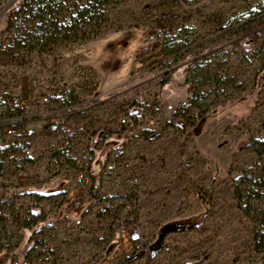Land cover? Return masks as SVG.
I'll use <instances>...</instances> for the list:
<instances>
[{
	"label": "rangeland",
	"instance_id": "1",
	"mask_svg": "<svg viewBox=\"0 0 264 264\" xmlns=\"http://www.w3.org/2000/svg\"><path fill=\"white\" fill-rule=\"evenodd\" d=\"M11 2L0 0V91L29 98L33 116L18 137L0 139L1 148L32 150L22 170L33 183L11 189L26 200L47 184L56 157L58 170L85 171L90 194L110 198L113 207L103 218L90 203L60 216V198L73 200L78 190L66 189L74 182L57 173L54 198L0 208V264H35L39 256L50 264H264V252L252 251L264 198L251 199L248 212L234 199L264 194L249 182L235 184L243 173L264 180V154L257 155L258 146L245 149L250 140L264 141V26L247 31L264 17V0H115L98 35L52 51L17 47L20 32L31 33L33 24ZM155 28L164 35L148 43ZM33 77L38 93L28 91ZM93 81L92 96L79 99L69 89ZM43 92L51 104L37 106ZM177 113H186V128L169 125ZM123 116L132 121L128 129L120 127ZM67 117L84 131L73 138L55 131ZM146 132L160 137L152 141ZM132 177L138 185L127 183ZM129 217L135 222L124 229ZM135 230L140 244L129 242Z\"/></svg>",
	"mask_w": 264,
	"mask_h": 264
},
{
	"label": "trees",
	"instance_id": "2",
	"mask_svg": "<svg viewBox=\"0 0 264 264\" xmlns=\"http://www.w3.org/2000/svg\"><path fill=\"white\" fill-rule=\"evenodd\" d=\"M70 1L72 0H18L15 2L14 7L17 6L20 12L25 15L28 14V17H25L24 21L33 24L31 33L28 30L20 32L17 47L23 42L22 47L28 46L32 50L52 51L53 48L58 46L89 41L98 35L101 27L108 21L107 7L115 2V0H81L73 2L69 6L68 3ZM24 21H21L17 28H22ZM262 26H264V17L251 24L247 31L248 33H252ZM172 53H174L175 58L180 56L178 50H174ZM187 83L192 91V83ZM166 85L167 83L163 82L160 88L164 89ZM260 88L264 89V86ZM130 115L132 118L137 116L136 112H132ZM186 117V113H177L173 116L169 125L178 129L186 128L188 126ZM58 122L59 124L54 127V130L68 135L70 138H73L74 133L84 131L82 128L75 127L76 122L73 117H67ZM191 123L195 124L192 120ZM151 135H154L152 141H156L160 137V132H146L145 134L147 138ZM256 146H258V150H256L257 155L262 156L264 154V141L250 140L245 149ZM6 152L7 149H0V166L2 165L1 161L6 155ZM243 182H249L252 186L264 188V180L255 179L246 173L241 174L235 179L236 188ZM57 193L59 192H32L31 195L43 200H50L57 196ZM263 198L264 194L251 191L248 192L247 197H243L242 194H236L234 199L242 211L248 212L251 210L249 203L251 199ZM256 212L257 228L254 232L252 251L254 253H262L264 252V211ZM134 222V218H126L122 223V227L126 229L133 225Z\"/></svg>",
	"mask_w": 264,
	"mask_h": 264
},
{
	"label": "built area",
	"instance_id": "3",
	"mask_svg": "<svg viewBox=\"0 0 264 264\" xmlns=\"http://www.w3.org/2000/svg\"><path fill=\"white\" fill-rule=\"evenodd\" d=\"M164 35V30L162 28H155L147 35V42L148 43H157L159 38ZM0 73H2L0 71ZM39 81L37 78H32L29 81L28 91L33 92L36 91L37 93L41 90ZM188 88V98L193 97V92L190 90V86L187 83ZM20 97L18 94H14L10 91L1 90L0 91V139H10L16 138L19 135V131L25 124L32 122L31 118L33 117L30 113V108H32L31 100L26 97ZM39 100L36 103L37 106H46L51 104V96L46 92L41 93L38 96ZM171 106L168 105L167 109L171 110ZM41 114H37L36 116H40ZM135 119V118H133ZM191 120L193 122H197L199 120L198 113L192 114ZM38 121V120H37ZM155 122L152 116L147 117L146 124L148 126H152ZM120 127L122 129H128L132 124V121L129 117L123 116L119 120ZM32 134V131H30ZM70 141H64V147L70 146ZM0 149H7L6 155L2 158L1 166H0V208L5 210L17 209L24 205V202L27 201L29 204L36 201L37 197H34L29 194L26 196V200L24 198L19 197L17 194L13 192L11 188L14 186H18L20 181L24 183L28 182L30 179V173L26 170H22L25 164L23 162L25 159H29L32 156V150L27 145L24 144L21 147H17L15 149H8V148H1ZM50 167L49 171V179L48 184H52V181L55 180V176L57 173L60 176L64 177V180H67L68 183L74 182L75 188L78 190V193L74 195L73 202H72V211L74 214L77 213V208L84 206L85 204H93L97 209V213L101 216H106L109 214L113 207V203L110 198L104 196H97L92 195L89 192L91 181L87 175V173L83 170L79 171H71V170H58V165L60 164V160L56 157H53L49 161ZM122 169L128 170L129 165L127 162H124L122 165ZM18 168L19 171L17 173L11 174V169ZM52 177V179H50ZM30 182V181H29ZM66 182V181H65ZM138 178H129L128 184L130 186L138 185ZM55 184V182L53 183ZM71 185V184H70ZM74 189V188H73ZM42 193V192H39ZM6 217V215H5ZM129 242L132 244H140L143 241V236L140 231L135 230L129 233ZM50 257L49 256H39L34 260L35 264H50ZM13 264H31L29 259H19L15 260Z\"/></svg>",
	"mask_w": 264,
	"mask_h": 264
},
{
	"label": "crops",
	"instance_id": "4",
	"mask_svg": "<svg viewBox=\"0 0 264 264\" xmlns=\"http://www.w3.org/2000/svg\"><path fill=\"white\" fill-rule=\"evenodd\" d=\"M108 83H105L104 85H106ZM95 85H96V82L93 81L92 82V85L90 87H85L83 86V84H75V85H70L69 84V89H75L76 92L78 93L77 96L79 99H83V97L85 96H92L95 92ZM20 96V95H19ZM20 97H23L22 95ZM32 182V181H31ZM31 182H26L25 184H29L31 185L32 183ZM58 186L56 184H45L42 186V188H39V189H35L37 192H42V193H52L54 189H56ZM61 186H59L60 188ZM64 187H67V186H64ZM75 187V183L72 184V186H68L66 189H69V188H74ZM59 190V189H58ZM57 190V191H58ZM60 191V190H59ZM65 192V190H63ZM55 192V191H54ZM72 194H69L67 195V197H70ZM74 196H72L73 198ZM60 209H59V215L61 216L62 215V210L64 211L65 208H67L66 211H64L65 213L64 214V217H70L72 216V214H70V210H71V205H72V202L73 200H68V199H63L60 198ZM89 204H85L84 206L80 207L79 208V211H83ZM93 210L96 211V208H94ZM101 218H103L104 216H100ZM99 221L103 224L106 223V221H104L103 219H99ZM66 224H63L62 226H64ZM97 226L100 228V225L97 224Z\"/></svg>",
	"mask_w": 264,
	"mask_h": 264
},
{
	"label": "water",
	"instance_id": "5",
	"mask_svg": "<svg viewBox=\"0 0 264 264\" xmlns=\"http://www.w3.org/2000/svg\"><path fill=\"white\" fill-rule=\"evenodd\" d=\"M15 1L16 0H12L11 4H13ZM11 4L9 6H7L6 9L9 8L11 6Z\"/></svg>",
	"mask_w": 264,
	"mask_h": 264
}]
</instances>
